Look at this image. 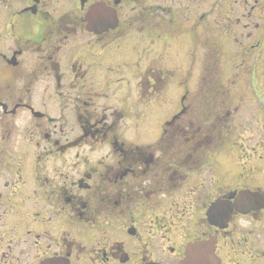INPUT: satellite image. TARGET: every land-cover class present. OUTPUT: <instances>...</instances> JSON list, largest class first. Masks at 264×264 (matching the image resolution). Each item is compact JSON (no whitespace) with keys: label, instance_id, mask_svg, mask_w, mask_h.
I'll list each match as a JSON object with an SVG mask.
<instances>
[{"label":"flooded vegetation","instance_id":"flooded-vegetation-1","mask_svg":"<svg viewBox=\"0 0 264 264\" xmlns=\"http://www.w3.org/2000/svg\"><path fill=\"white\" fill-rule=\"evenodd\" d=\"M62 1L75 5L65 28ZM124 1L135 0H0L1 39L36 29L18 37L10 58L17 67L39 49L41 73L70 107L59 115L62 137L46 129L8 144V117L25 112L53 127L60 118L34 116L0 91V264H179L192 242L213 244L217 264H264V0H173L141 14ZM98 2L116 12L107 33L86 29ZM56 28L95 44L111 37L90 45L101 51L120 42L145 50L114 80L105 69L97 81L77 60L63 89L55 52L70 42L56 41ZM156 45L158 66L147 53ZM157 94L177 110L150 144ZM21 138L36 146L32 160L13 159ZM215 202L223 213L211 220Z\"/></svg>","mask_w":264,"mask_h":264},{"label":"rangeland","instance_id":"rangeland-1","mask_svg":"<svg viewBox=\"0 0 264 264\" xmlns=\"http://www.w3.org/2000/svg\"><path fill=\"white\" fill-rule=\"evenodd\" d=\"M173 3V0L124 1L121 5V8H131L135 10L136 14H141L148 9L153 12H158L159 10L163 9L167 10L170 7H173ZM55 7L58 12H67L74 10L75 5L72 1H62L61 3L55 5ZM25 29L23 28L20 34L14 32L12 34L13 38L8 37L4 40L1 39L4 33H0V91H4L5 95H13L11 99H13L14 102L26 105L29 104L34 111L45 114L49 118H60L61 115L68 113L66 109L70 107L68 102H66L64 99L63 92L60 94V91L57 90V85L53 82L54 79L48 77L47 73H41L40 59L38 58L40 50L34 48L32 52L20 56L17 59L18 66L16 68L9 67L6 64V61L3 59V57L10 59L11 51L14 50V45L18 37L21 39L22 37L24 38V35L31 36L36 32V29ZM75 39V42L71 41L68 43V45L65 46L58 55L59 70L63 75V79L60 80L62 84L61 88L63 89L68 88V85L64 86V84L71 79V67L77 60H79L81 64L83 63L85 67L92 68V70L96 72L95 78L97 81H100L103 78V70L105 69L109 71V79L114 80L119 76L126 78L128 76V69L132 68L135 63L137 53L142 55V52L145 50L142 48V45L133 48L126 42H120L118 44H113L110 48L104 51H101L100 49L110 43L111 37L103 39L99 43L95 44V38L83 32L79 33L78 37H75ZM90 45L92 47H100V49L92 48ZM157 47L158 45H156L154 48L155 51H147V53L153 52L152 60L154 61V66H158ZM170 49L173 50V48ZM174 62L175 60H172L170 65H173ZM76 69V72H78V67ZM15 95L16 97H14ZM7 99L9 98L7 97ZM152 100L153 102L152 106L150 107L149 114L148 134V142H150V144L155 143L159 139L161 125L163 122L169 120L177 110L174 102H164V100H160L158 94L154 95ZM8 104L11 108L12 105L10 103ZM7 119L10 120V126H13V133L11 134L10 139L7 141L8 144L11 143L14 135L22 134L26 138L32 139L33 137H38V133L46 131V129L49 131L54 130L58 133L60 130V137H62L66 132L64 130V121L62 120V117L56 121L55 127H53V124H48L46 121H35L31 115L25 112H21L13 117H8ZM0 121H4L1 110ZM35 124H37L38 129L34 128ZM16 127H18L19 130H17ZM33 143L35 144L36 140H34ZM35 150V145L29 146L21 138L17 143L13 159L22 158L24 161L25 158H27L32 160ZM41 152L42 146L40 144L38 145L37 153ZM27 165L30 167V163ZM34 167L35 163L33 165V168ZM39 167L45 168L44 160L41 161L37 168Z\"/></svg>","mask_w":264,"mask_h":264},{"label":"water","instance_id":"water-1","mask_svg":"<svg viewBox=\"0 0 264 264\" xmlns=\"http://www.w3.org/2000/svg\"><path fill=\"white\" fill-rule=\"evenodd\" d=\"M85 21L87 23V31L95 34L107 32L110 29H114L117 25L115 12L105 8L101 3L89 9V12L85 16ZM262 77L264 84V65ZM222 213V205L216 202L209 209L207 216L212 220V218H216L222 215ZM213 256V249L208 243H192L187 246L185 259L180 264H215Z\"/></svg>","mask_w":264,"mask_h":264},{"label":"trees","instance_id":"trees-1","mask_svg":"<svg viewBox=\"0 0 264 264\" xmlns=\"http://www.w3.org/2000/svg\"><path fill=\"white\" fill-rule=\"evenodd\" d=\"M68 19H71V15H67L66 17L64 16V18L62 20H60L57 24L58 25H63L64 28H65L66 26L69 25L68 24ZM65 34H67V39H68L69 36L72 34V30H70V31L62 30V33H61L62 37H56L55 40L56 41L63 40ZM68 34H69V36H68ZM64 40H66V39H64Z\"/></svg>","mask_w":264,"mask_h":264}]
</instances>
